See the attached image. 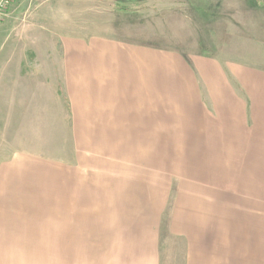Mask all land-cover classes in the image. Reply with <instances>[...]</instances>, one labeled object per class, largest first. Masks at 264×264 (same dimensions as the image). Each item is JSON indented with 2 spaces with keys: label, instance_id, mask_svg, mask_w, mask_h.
I'll use <instances>...</instances> for the list:
<instances>
[{
  "label": "crops",
  "instance_id": "obj_1",
  "mask_svg": "<svg viewBox=\"0 0 264 264\" xmlns=\"http://www.w3.org/2000/svg\"><path fill=\"white\" fill-rule=\"evenodd\" d=\"M77 33L28 64L27 85L0 83L16 145L93 133L108 155L101 185L85 181L91 209L64 216V264H264V68L210 40Z\"/></svg>",
  "mask_w": 264,
  "mask_h": 264
},
{
  "label": "rangeland",
  "instance_id": "obj_2",
  "mask_svg": "<svg viewBox=\"0 0 264 264\" xmlns=\"http://www.w3.org/2000/svg\"><path fill=\"white\" fill-rule=\"evenodd\" d=\"M226 1L238 9L223 7ZM12 11L10 35L0 39V83L27 85L28 64L60 35L78 31L89 38L147 33L166 46L210 40L212 53L264 68V0H16ZM21 54L23 74L18 68L15 75ZM10 92L0 88V264H64V216L76 206L91 209L85 181L108 177V155L88 150L93 133H35L34 145H16L4 132L11 129L3 120Z\"/></svg>",
  "mask_w": 264,
  "mask_h": 264
},
{
  "label": "built area",
  "instance_id": "obj_3",
  "mask_svg": "<svg viewBox=\"0 0 264 264\" xmlns=\"http://www.w3.org/2000/svg\"><path fill=\"white\" fill-rule=\"evenodd\" d=\"M14 0H0V24L4 20L7 11Z\"/></svg>",
  "mask_w": 264,
  "mask_h": 264
}]
</instances>
